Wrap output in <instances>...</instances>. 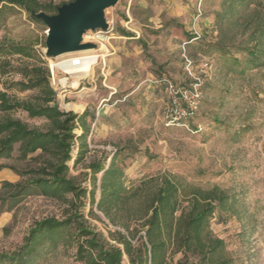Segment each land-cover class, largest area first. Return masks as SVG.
Returning <instances> with one entry per match:
<instances>
[{"label": "rangeland", "instance_id": "obj_1", "mask_svg": "<svg viewBox=\"0 0 264 264\" xmlns=\"http://www.w3.org/2000/svg\"><path fill=\"white\" fill-rule=\"evenodd\" d=\"M42 1L59 4L72 0ZM224 3L120 0L106 10V19L113 20L117 27L116 37L108 46H115L117 53L100 57L77 87L71 85L69 74L52 68V63L62 60L46 55L48 27L44 22H33L25 11H19L0 31V40L6 37L14 44H29L42 55L61 110L95 114V120L87 119L89 137L75 142L74 153L84 145V157L69 163V176L76 185L92 189L90 166L101 162L108 167L114 155L127 184L168 171L195 185H218L232 195L233 204L221 213L226 219L220 220V214H216L214 233L226 241L235 264H264V67L242 74L235 62L238 58L241 66L245 63L244 49L251 47V33L264 24V15L261 21L255 20V8L251 6L233 19L229 15L222 20L219 15L228 8ZM126 21L131 29L126 28ZM126 35L137 38H120ZM80 53L64 59H77ZM186 57L192 61V74ZM14 59L18 65L20 61ZM163 77L183 86H190L196 78L201 80L203 98L188 127L166 126L163 110L168 96L160 82ZM3 80L0 77V89ZM12 94L26 99L32 92ZM10 115L30 127H48L45 119L29 118L21 110ZM17 156L15 150L12 158L0 160V256L18 252L39 221L64 220L71 213L68 201L72 195L56 199L32 186L27 194L13 197L18 188L5 183L29 185L42 177L37 170L44 161L37 153L25 160ZM30 170L34 172L22 175ZM101 177L102 173L98 174L99 180ZM83 201L85 225L102 233L108 246L119 245L113 235L116 230L126 231L110 223L95 205L91 211L89 197ZM77 246L78 240L62 241L57 246L46 243L35 264H87L79 260ZM180 257L176 255L174 263Z\"/></svg>", "mask_w": 264, "mask_h": 264}, {"label": "trees", "instance_id": "obj_2", "mask_svg": "<svg viewBox=\"0 0 264 264\" xmlns=\"http://www.w3.org/2000/svg\"><path fill=\"white\" fill-rule=\"evenodd\" d=\"M62 4L64 2L0 0V31L7 28L9 18L19 11H25L33 22H43L36 14H56ZM224 6L228 8L219 15L222 20L229 15L233 19L251 6L255 8V20L261 21L264 15V0H225ZM250 44L251 47L244 49L247 58L242 66L235 58L242 74L264 67V24L252 31ZM15 57L20 61L18 65L14 63ZM10 75L20 76V79H7ZM0 77L4 78L0 89V160L12 158L15 150L21 160L35 153L38 159H44L37 170L42 177L33 179L29 185L5 183V186L18 188L13 194L16 198L27 194L32 186L56 199L72 195L68 201L71 208L68 217L39 221L23 247L10 256L1 255L0 263L35 264L40 248L46 243L57 246L62 241L78 240L77 256L87 264H235L226 241L212 229L216 214H220V220L226 219L221 213L229 211L233 204L232 195L226 190L218 185L203 187L188 183L168 171L127 184L124 172L116 165V155L108 167L101 162L90 166L92 189L76 185L69 176V163H77L84 157V145L74 153L75 142L89 137L87 119L95 120V114L88 110L77 113L59 108L50 69L42 55L29 44H14L6 37L0 40ZM164 78L167 77L160 82ZM14 91L32 94L20 99L12 94ZM19 110L26 112L29 118L45 119L48 127L44 130L30 127L10 115ZM87 197L92 203L91 211L95 205L110 223L126 231H115L113 236L119 245L108 246L102 233L85 225L83 200ZM178 254L181 257L174 263Z\"/></svg>", "mask_w": 264, "mask_h": 264}, {"label": "water", "instance_id": "obj_3", "mask_svg": "<svg viewBox=\"0 0 264 264\" xmlns=\"http://www.w3.org/2000/svg\"><path fill=\"white\" fill-rule=\"evenodd\" d=\"M120 0H72L58 7L56 14L40 12L36 17L47 25L46 55L59 57L96 49L92 42H84V35L101 28L106 30V10Z\"/></svg>", "mask_w": 264, "mask_h": 264}, {"label": "built area", "instance_id": "obj_4", "mask_svg": "<svg viewBox=\"0 0 264 264\" xmlns=\"http://www.w3.org/2000/svg\"><path fill=\"white\" fill-rule=\"evenodd\" d=\"M107 22L108 28L106 30L101 28L90 30L84 35L83 38L84 42H92L97 45L96 49L93 50L99 55L98 61L100 57L104 58L107 53L110 55L114 53V48L110 49L108 44H110L111 39L116 37L117 27L115 26L113 20H107ZM129 23V21H126V26H128ZM103 54L104 56H102ZM86 56L88 55L83 53L78 54L75 57L77 59L74 60V64L78 65L79 61ZM186 61L188 70L190 74H192V61L187 57ZM196 79L197 81L192 83L190 86L180 85L169 78L162 79L168 96V102L163 110L166 126L188 127L189 121L194 118V116L199 111L200 103L203 98V92L201 88V80L199 78ZM52 81H55L54 74Z\"/></svg>", "mask_w": 264, "mask_h": 264}, {"label": "bare ground", "instance_id": "obj_5", "mask_svg": "<svg viewBox=\"0 0 264 264\" xmlns=\"http://www.w3.org/2000/svg\"><path fill=\"white\" fill-rule=\"evenodd\" d=\"M84 52H87V54L90 55L86 56L85 58H82L79 61L78 65L74 64V60L76 59L74 60L64 59L66 56H70L74 53L61 55L59 56V59H61L62 61L51 64L53 69L55 67L62 69L65 73L69 74L73 78V82H71V85L73 87H77L79 85L80 80L90 74V72L93 69V66L97 63L99 58V55L93 49L86 50ZM102 56H104V54Z\"/></svg>", "mask_w": 264, "mask_h": 264}, {"label": "crops", "instance_id": "obj_6", "mask_svg": "<svg viewBox=\"0 0 264 264\" xmlns=\"http://www.w3.org/2000/svg\"><path fill=\"white\" fill-rule=\"evenodd\" d=\"M128 25H129V24H128ZM125 26H126V24H125ZM126 28L131 29V28L128 27V26H126ZM136 33L138 34V32H136ZM132 36H133V35H126V36H120V38H126V39L137 38V37H132ZM113 48H114V53H113V55H114V54L117 53V51H116V47H115V46H114ZM113 59H116V57L111 58V60H113Z\"/></svg>", "mask_w": 264, "mask_h": 264}]
</instances>
